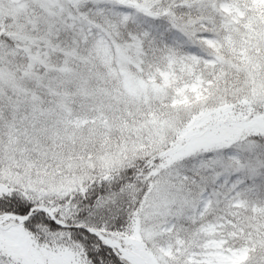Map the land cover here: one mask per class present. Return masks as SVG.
Returning <instances> with one entry per match:
<instances>
[{"label":"snow or ice","instance_id":"6c2138e0","mask_svg":"<svg viewBox=\"0 0 264 264\" xmlns=\"http://www.w3.org/2000/svg\"><path fill=\"white\" fill-rule=\"evenodd\" d=\"M0 264H264V0H0Z\"/></svg>","mask_w":264,"mask_h":264}]
</instances>
